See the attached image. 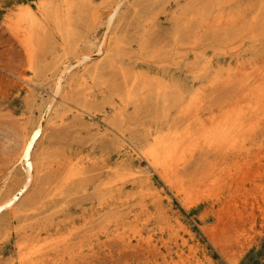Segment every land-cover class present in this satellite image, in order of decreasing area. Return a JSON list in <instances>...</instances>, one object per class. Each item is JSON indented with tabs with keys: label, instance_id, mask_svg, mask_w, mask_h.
<instances>
[{
	"label": "rangeland",
	"instance_id": "1",
	"mask_svg": "<svg viewBox=\"0 0 264 264\" xmlns=\"http://www.w3.org/2000/svg\"><path fill=\"white\" fill-rule=\"evenodd\" d=\"M21 5L50 12L32 59L8 26ZM101 41L105 54L88 62L86 83L77 79L83 67L74 66L54 96L65 65L96 55ZM263 80L264 0H0L1 198L24 180L14 165L17 134L53 96L58 112L71 110L54 127L46 125L37 144L38 173L23 199L31 204L0 215V264H19L25 238L70 233L58 264H264V121L254 132L247 122L249 128L240 127L237 153L205 151L198 134L183 154L189 160L180 177L184 187L165 181L139 155L127 156L162 132H185L190 114L205 120L234 109ZM70 160L80 162L82 182L55 196L51 189ZM128 166L143 171L146 181L127 183L110 207H100L98 189ZM121 232L126 241L117 237Z\"/></svg>",
	"mask_w": 264,
	"mask_h": 264
},
{
	"label": "bare ground",
	"instance_id": "2",
	"mask_svg": "<svg viewBox=\"0 0 264 264\" xmlns=\"http://www.w3.org/2000/svg\"><path fill=\"white\" fill-rule=\"evenodd\" d=\"M20 7H22L21 12L9 20L8 26H9V30L12 32V34L16 37V39L19 41V43L24 47L28 58L32 59L34 51L36 49L35 41L38 40L37 39V32L41 30L42 25H43V21L49 20L50 12H48L47 10H41L39 7H36V10H34L31 7H29L28 5H21ZM118 9H119L118 3H116L112 7V9L110 10V13L108 15L109 20L107 23L108 28L111 27V24H112L114 18L118 14ZM58 18L59 17H55V16L51 17V19H55V20H57ZM214 20L217 23H220L222 19L219 16V17H216V19H214ZM55 23L57 24L58 22L56 21ZM104 49H105V41H101L96 46V52H97L96 55H94L92 53L91 54H83V55L77 57L75 59V61L73 62V64L65 65L57 83L55 84V90L53 91L54 96H60L62 94L63 85H64L63 83L66 80V77L68 76V74L70 73L71 68L74 66L81 65V67H83V73L81 72V74L79 75V78H77V79H78L79 84H81V83L85 84L86 83L85 78L87 75H89V72H90L89 66L87 67L88 62L93 60V58H95L96 56L104 55L105 54ZM120 71H122V70H120ZM124 72L125 71L121 72V75H123ZM246 77H248V76L244 75L243 80ZM233 81H235V79H233ZM236 81H238V80H236ZM78 83H77V85H79ZM124 86H127V82L124 83ZM249 87L250 86H248V88ZM90 90H91V87H90V85L87 84L83 88V90L81 91V94H84L83 96H85L87 98L90 95V93H89ZM245 95H246V97L242 98L239 102H237V105L234 109L227 110V111L222 110L225 112L223 114L220 113L221 114L220 116H215V114L214 115L212 114V116L210 115L211 116L210 118L208 117V119L203 120L202 117L196 115V113L190 114L188 118H189V121H191V123L187 124L185 132H183V133L182 132L176 133V131H175V133L169 132V134H170L169 136L163 135V132H162V134H159L158 136H156L152 142H149L147 147L144 150L142 149V151H136L134 149L135 151H132L133 150V147H132L131 148L132 150L127 151V154H128L127 156L130 159H132L134 156H136V154L139 155L143 159V161H145L147 166L150 169H152L153 171L158 172L165 181H167L168 183L171 182L172 184L176 183L177 184L176 187H178L180 185L183 186L184 183L182 184V180H181L182 178L180 179V177H181L182 170L185 168V164L189 162V160L187 162V160L185 159L183 154H184L186 149H188L192 146H195V144L198 140V137H197L198 134L199 135L201 134L199 136V137H201V141H199V145H200L199 147H201L203 150H205L204 148H206L208 150L211 148H218V149L220 148V149L224 150L223 152H225V151L229 152L230 151V153H228V154H231V152L237 153V149L239 148V142L241 141V140H239V142H238V139H239V137H238L239 133L238 132L240 130V127H243L245 125L244 123L247 122L248 125L252 126L251 130L253 129L252 132H254V128H256L262 121H264V80L261 83L253 86L252 88H249ZM54 96H53L52 100H50L49 103L44 107L43 111L39 112L40 116L38 119H36L34 121L32 126L30 128L23 129V132L21 134H17L19 142H18V150L15 153L18 152V154H16L18 156H17V159H16L14 165H18L19 168L23 171L24 180L20 183V185L18 187H16L15 189H13L9 193H7L6 196H4L2 198L0 196V215L4 211H8V213H13L14 211H16V209H18L19 205H25L27 207L31 204L29 201H27V202L24 201V203H23V199L25 198V195H26L27 191L29 190L30 185L32 184V182L34 180V177L38 173V161H40V160H39V157L37 156V154H35L37 144L39 143V140L41 139V137L45 131L46 125L54 127L60 121H63L64 117H66L67 114L71 112V110H69L70 112H68V113H67V111H63V110H61L63 112H58V110L56 108L58 105L56 106ZM83 99H84V97H83ZM63 109H64V107H63ZM71 109H73V108H71ZM76 111H79V110H76ZM79 114H82V113L79 112ZM247 123H246V126H247ZM192 126H195V128L193 129ZM246 126L244 128H247V127L249 128V126H247V127ZM172 129H175V128L171 127V130ZM168 130H169V128H167V131ZM179 130H180V128H179ZM244 130H243V132H244ZM246 132L247 131H245V133ZM241 135H242V133H241ZM248 137L249 136H247V138ZM242 139H243V141H245L243 137H242ZM242 147H243V145H242ZM245 149L248 150V148H245ZM190 150H192V149H189L188 151H190ZM195 151H196V149H195ZM209 151H208V153H209ZM211 151H212V149H211ZM202 152H200V153H202ZM245 152H246V150H245ZM238 153H240V152L238 151ZM247 153L248 152H246V154ZM129 154H131V155H129ZM202 154H200V155H202ZM243 154H244V152H243ZM260 154H263V153H260ZM194 155H197L196 152ZM227 155H226V157H227ZM239 155H238V157H239ZM202 157L204 158V156H202ZM241 157H243V156H241ZM248 158H246V159H248ZM236 159H238V158H236ZM238 161H240V160H238ZM208 162L210 163V161H208ZM214 162H215V160H214ZM246 162H248V160H246ZM206 163H207V161H206ZM79 165H80L79 161L78 162H75L74 160L66 161V165L64 167L63 172L61 173L60 177L56 181L54 187L51 189V191H53L54 193L57 191V194L55 196H61L65 192V189L68 186H70V185L73 186L74 184H76L78 182H82V180H79V178H80V176H82L83 172L79 168L80 167ZM242 165H244V164H242ZM229 166H231L230 163H229ZM217 170H218V167H217ZM225 170H227V168H225ZM241 171H243V169ZM212 172L215 173L216 171L213 169ZM232 172H233V169H232ZM232 172H229V174H231ZM121 173L122 174H120L118 179L113 180L111 182H108L107 184H105L104 187H102V189L100 191L98 189L97 195H99L98 200H99V206L100 207H102V208L110 207L113 204V200L115 198L114 193L121 192L122 191L121 189H123V187L125 185H127V183L130 182L132 185H141L142 183H144V181H146L144 178L143 171L139 170L137 167L132 168L131 166H128ZM234 173H235V171H234ZM238 173H239V171H238ZM211 175H213V174L211 173ZM217 175L218 174H215V176L213 175V177L216 178ZM220 176H221V174H220ZM227 177L228 176H226V178ZM233 178H234V176H233ZM224 179H225V177H224ZM224 179H221V180L223 181ZM100 182H101V180H100ZM173 186L175 187V185H173ZM96 188L97 187H95L94 189L96 190ZM179 189L180 190L177 192V194L180 195L182 193L181 195H183V192H185V191L182 192V188H179ZM37 192L39 193V191H37ZM42 193H43V191H42ZM45 193H47V192L45 191ZM261 194H263V193L261 192ZM117 195H119V194H117ZM36 196H37V194H36ZM186 197H187V195H186ZM153 198L156 201H159V200H161V195L154 193ZM38 199L39 198H37V201H38ZM101 210H103V209H101ZM177 225L178 224L176 223V226ZM117 237L119 239H121L122 241H126L125 240L126 238H125L123 232L117 234ZM137 239H139V238H137ZM72 241H73V238H71V233L68 235L57 236V237L52 236V235H49L47 237H42L40 234H37L36 236H33V237L31 236L27 239L25 238L24 240H22L18 244V259H17V261L19 262V264H58L57 263V260H58L57 257L59 256L60 252H62L63 249L68 250ZM237 242H239V241H237ZM147 243L151 244V241L149 240ZM186 245H187V241H183V243H182L183 248ZM71 253L72 252H68V255H72ZM183 256H184V254H183ZM189 256H192V255L190 254ZM184 261H186V260H184ZM198 261H197V263H198ZM173 263H175V262H173ZM9 264H14L13 260L11 262H9ZM194 264H195V262H194Z\"/></svg>",
	"mask_w": 264,
	"mask_h": 264
}]
</instances>
